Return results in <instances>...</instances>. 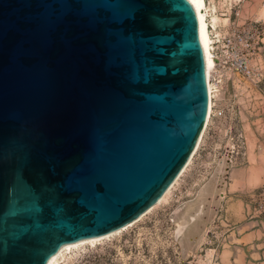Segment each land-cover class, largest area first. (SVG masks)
Masks as SVG:
<instances>
[{
    "label": "water",
    "instance_id": "1",
    "mask_svg": "<svg viewBox=\"0 0 264 264\" xmlns=\"http://www.w3.org/2000/svg\"><path fill=\"white\" fill-rule=\"evenodd\" d=\"M208 98L188 0H0V264L135 219Z\"/></svg>",
    "mask_w": 264,
    "mask_h": 264
},
{
    "label": "rangeland",
    "instance_id": "2",
    "mask_svg": "<svg viewBox=\"0 0 264 264\" xmlns=\"http://www.w3.org/2000/svg\"><path fill=\"white\" fill-rule=\"evenodd\" d=\"M204 2L208 23L214 15L224 22L229 15L239 22L264 21V0ZM263 38L260 59L252 62L253 72L262 76L252 81L234 75V86L220 96L223 114L210 120L215 133L204 164L142 219L107 238L64 250L56 264H264V147H255L250 167L247 146L253 135L264 138ZM223 160H232L228 168L240 182L230 186L234 195L202 197L201 185ZM218 186L229 188L224 182ZM199 204L203 209L195 213ZM178 224L184 225L179 234Z\"/></svg>",
    "mask_w": 264,
    "mask_h": 264
},
{
    "label": "built area",
    "instance_id": "3",
    "mask_svg": "<svg viewBox=\"0 0 264 264\" xmlns=\"http://www.w3.org/2000/svg\"><path fill=\"white\" fill-rule=\"evenodd\" d=\"M224 19H226L225 22L218 21L215 26L208 23L211 37L210 51L214 65L210 71L207 86L210 114L204 132L210 127V120L213 117H220L223 114L218 101L221 95L234 86V75L252 81H259L262 76V73L253 72L252 62L260 59L259 51L264 35V21L255 19L239 22L235 18L232 19L230 15ZM187 168L188 166L185 170ZM185 170L172 186L171 193L180 186Z\"/></svg>",
    "mask_w": 264,
    "mask_h": 264
},
{
    "label": "bare ground",
    "instance_id": "4",
    "mask_svg": "<svg viewBox=\"0 0 264 264\" xmlns=\"http://www.w3.org/2000/svg\"><path fill=\"white\" fill-rule=\"evenodd\" d=\"M197 17V26H198V38H199V42L202 48V52H203V56H204V61H205V77H206V82H207V86L209 84L208 80H209V76H210V71L214 65V60L212 58L211 55V51H210V43H211V37L209 35V31H208V22H207V18H206V5L204 0H188ZM219 18L218 16L214 15L211 18V22L212 25L215 26L216 23L218 22ZM210 114V100L208 98V106H207V111H206V116H205V121L203 124L202 129L200 130L198 137L195 141L194 146L192 147L184 165L181 167V169L179 170V172L176 174V176L174 177V179L170 182V184L165 188V190L162 192V194L152 203L150 204L145 210H143L135 219L115 228L112 229L106 233L94 236V237H89V238H85V239H80L78 241H72V242H67L64 243L62 245H60L47 259L45 264H56L58 262V258L60 257V255H62L64 250L70 249L72 247H76L78 245L84 244V243H94L96 241H99L101 239L107 238L111 235H114L124 229H126L127 227H129L130 225H132L133 223H135L136 221L142 219V217L144 215H146L147 213H149L151 210H153L154 208H156L158 205L163 204L165 202H167L169 195L171 193V188L174 185V183L177 181L178 177L180 176V174L186 169V166L191 162V158L192 155L194 154L195 150L198 147V144L202 138L206 123L208 121V117ZM201 210V206L199 205L197 207V209L195 210V213H199V211ZM197 215V214H196ZM189 219H194L196 218L195 214L192 213L189 216ZM184 225L178 224L176 232L179 234L182 231Z\"/></svg>",
    "mask_w": 264,
    "mask_h": 264
},
{
    "label": "crops",
    "instance_id": "5",
    "mask_svg": "<svg viewBox=\"0 0 264 264\" xmlns=\"http://www.w3.org/2000/svg\"><path fill=\"white\" fill-rule=\"evenodd\" d=\"M263 48H264V38H263ZM263 130V129H260ZM263 132V131H261ZM215 133V129L213 127H208L206 129V131L203 133L202 138L198 144L197 149L195 150L194 154L192 155L191 158V162L187 165L188 168L187 170H185L184 175L182 177L181 180V184L185 183V180H187V178L194 172V170H196L197 167H199L200 165L204 164V155L205 153H207V150L210 149V138L211 135ZM253 134V132H252ZM261 139V140H260ZM247 146L248 149H250L252 152L249 153V160H250V167L252 164H255V160L253 159V157H255V154L253 153V151L255 150V147L258 146H263L264 147V138H257L254 135L247 141ZM221 161H218L217 165L214 167V170L212 172V177L211 179H209L207 182H204L200 189H199V195H201L202 197H204L207 194H210L212 196H214V194H216V196L218 195L219 197H224V196H228L229 198H231L232 195L229 192L230 186L235 185V184H239V180L236 177V171H234V169L228 168L231 166L232 160H229V163L227 160H223L222 163H220ZM229 165V166H228ZM227 168L229 169V172L227 171ZM228 172V175L227 173ZM230 173V176H229ZM231 174L232 177H231ZM228 179V182L227 180ZM231 179V180H230ZM241 181V180H240ZM225 183V186L228 185L229 188L224 187V189H222V186H218V183ZM215 188H214V184ZM226 188V189H225ZM231 194V196H230ZM200 205V204H199ZM203 209V207L201 208V210ZM200 210V211H201ZM199 211V212H200ZM246 233V235L250 234Z\"/></svg>",
    "mask_w": 264,
    "mask_h": 264
}]
</instances>
